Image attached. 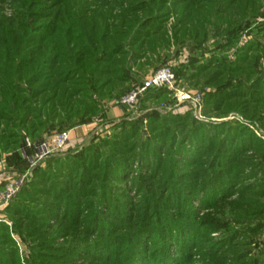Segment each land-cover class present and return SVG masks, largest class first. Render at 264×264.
<instances>
[{
  "label": "rangeland",
  "instance_id": "obj_1",
  "mask_svg": "<svg viewBox=\"0 0 264 264\" xmlns=\"http://www.w3.org/2000/svg\"><path fill=\"white\" fill-rule=\"evenodd\" d=\"M188 1L213 7L224 20L217 28L203 26L200 42L181 44L176 38L184 25L175 10ZM230 1L237 0H0V79L10 71L7 62L17 63L3 50L13 54L25 46L19 59L32 60L35 35L44 36L46 25H70L78 33L82 23H97L100 38L131 19L141 32L158 31L168 40L160 50L166 63L135 68L114 98L115 76H91L103 62L58 71L81 97L80 106L68 104L72 116L83 115L91 102L99 111L85 123L73 120L43 133L48 139L68 132L62 150L28 171L25 161L8 170L2 191L20 184L1 207L0 264H264V0H246L256 16L224 33L239 12L232 5L227 11ZM163 66L177 72L180 89L201 95L198 109L171 93L119 104ZM24 73L16 84L21 97L49 96V71ZM7 108V139L1 141L13 157L19 132L35 141ZM29 114L26 125L38 121ZM6 154L0 151L1 158Z\"/></svg>",
  "mask_w": 264,
  "mask_h": 264
},
{
  "label": "trees",
  "instance_id": "obj_2",
  "mask_svg": "<svg viewBox=\"0 0 264 264\" xmlns=\"http://www.w3.org/2000/svg\"><path fill=\"white\" fill-rule=\"evenodd\" d=\"M251 1V3L254 4V0ZM249 4L250 3L247 4L246 0H237L235 4L230 1L227 11L232 10L230 8L232 5L234 7V10L232 11L236 13L238 10L240 13H237V17L232 22L233 24H231L229 19V25L224 31L221 32L228 33L231 31V29H235L237 25L242 23L245 24L247 20H250L253 16H256L255 11L249 8ZM188 5L189 6L175 10L177 11L175 12L176 17H179L177 22L184 25L181 38L177 39L175 34L176 40L181 42V44L193 41L194 43L200 42L197 37L200 33L202 36H205L206 32V28H203V26L206 27V25H215L217 28L219 21L223 22L224 20L221 14H215L213 7L209 8L208 5L204 7H198V5H194V3L191 1ZM210 21L212 22L210 23ZM186 24L189 26L188 28L185 27ZM139 25L140 24L132 25L131 19L127 24H123L121 22L119 24V28L115 26V31L101 34L100 38L94 36L98 30L97 23H92L89 26H86L84 23H82L81 31L78 32L79 34L73 32L74 27L72 28L70 25H67L66 29H61L60 26L56 28L51 25H46L43 27V32L45 33L44 36L38 34L35 35V38L37 39V49L34 51L33 55L36 54L37 56L35 55L32 60L23 58H20L21 60L19 59V55L24 52L25 46H23L21 49L19 46V50L16 47L13 54H11L10 50L8 49L5 52V48L3 52L6 59L15 58L17 63H12V65H9V62H7V67L10 71L4 72V76H1L2 78L0 79V128L3 126L2 123H4L5 127H8L7 121L9 120L5 119L2 114V112L4 113L8 111V105L11 106L9 113L13 114L16 111L17 116L21 117L20 119L19 117H16V119H14L15 122L20 121V125H24L22 127H26V135H28V137L33 141L42 139L45 136L43 133L52 132L56 129H62L66 125L70 126L68 123L73 120L76 122H81V124L85 123L86 117H88L89 114L98 113V106L95 102H91V104H89L90 106L85 108L83 115L78 112L75 116H72V112L67 109L69 103H77L76 99L81 98L76 95L77 93L71 92L68 86H65L67 80L64 79L58 72L62 68L64 69L68 64H80L81 68H84L87 63L93 64L95 59L97 62H103L105 66L103 68L98 67L95 70L92 69L91 76H115L113 81H117L118 86L115 89L114 94L110 95L111 98H114L118 94H121L122 89L127 88L128 85L125 83L127 82L128 78L125 76H133V72H131L132 67L138 66V68H141V66L147 64L153 66V68L156 69L162 64L166 63V57L162 58L160 55V50L162 51L168 47V40L165 38V35L163 36V33H159L158 31L151 33L141 32ZM82 26L86 27V29H84L85 31H82ZM216 28L214 27L212 31L221 33ZM82 33H84L83 36L80 35ZM140 36L141 38H139ZM90 38H94L96 42L93 40L90 44H88V46L84 43V40L86 41ZM127 38H131V40L126 42ZM185 38L188 40L187 42ZM19 39L23 40L22 37H19ZM212 43L213 45L216 44L215 42ZM215 46L219 47L218 44ZM7 53H10L11 55L8 54L7 56ZM101 53H107L106 55L108 56L106 58L100 57L99 55ZM251 58L255 59L256 56ZM183 68L185 69L186 67H181L180 71ZM34 69L42 72L49 71L47 87L51 89V92L49 96L40 101L39 96L41 94L32 92L24 97H21L20 95L22 93L19 94V91L16 89L20 72L21 74H25V70L32 71ZM229 70H231L228 71L230 72V75L235 73V75H238L237 70L235 71L233 68H230ZM202 71H204V69ZM175 73L177 72L175 71ZM199 74L200 73H197L195 76H199ZM105 81L107 82V85H110L112 82L111 78ZM101 85L99 89H101ZM48 90L49 89H47L45 93ZM169 93L170 92L163 87L150 88L144 92L143 96H145V98H151L154 95L157 96ZM35 104L39 106L37 108H33ZM76 105L80 106L78 103ZM30 111H32V113L35 115V119L38 121H36L34 124L26 125L29 121ZM10 121H13V119ZM19 130L21 129L19 128ZM2 138L7 139L4 126L2 127V130L0 129V151L7 152L9 148H7L6 143L1 141ZM11 145H16L15 150L17 152L15 155L17 159H14L15 156L13 155L12 160H14V162L17 164L24 163V159L20 153V149L24 145V138L20 132L18 133V137L15 138ZM0 190L2 191V189Z\"/></svg>",
  "mask_w": 264,
  "mask_h": 264
},
{
  "label": "built area",
  "instance_id": "obj_3",
  "mask_svg": "<svg viewBox=\"0 0 264 264\" xmlns=\"http://www.w3.org/2000/svg\"><path fill=\"white\" fill-rule=\"evenodd\" d=\"M161 87L166 88L179 103L190 104L195 110L200 106L201 95L198 92L180 89L170 66H163L156 70L147 77L141 85L132 88L127 94L122 96L119 100V104L131 106L146 90ZM68 140V132H61L48 139L42 138L35 142L25 139L24 145L21 148V155L26 163V171L52 153L62 150ZM19 184L20 180H18L15 185L9 184L5 186L4 191H0V208L6 205L8 200H10L11 196L18 189Z\"/></svg>",
  "mask_w": 264,
  "mask_h": 264
},
{
  "label": "crops",
  "instance_id": "obj_4",
  "mask_svg": "<svg viewBox=\"0 0 264 264\" xmlns=\"http://www.w3.org/2000/svg\"><path fill=\"white\" fill-rule=\"evenodd\" d=\"M151 66V65H150ZM153 67V66H152ZM135 68H137L138 70V67H132L131 69V72H134L135 71ZM133 76H135V74H133ZM129 80V79H128ZM130 83L129 81L126 82L125 84H128ZM5 154L8 153V152H4ZM5 156V155H4ZM0 160H1V166H0V189H2V185H1V182L5 181V177H8V176H5V175H8L7 172L10 171V173L14 170H16L17 167H19V165L21 166L22 163H16L14 162V160H12V156L11 154H6V157L5 158H1L0 157ZM23 165V164H22ZM9 170V171H8ZM25 172V171H24ZM1 191V190H0ZM4 207V206H3ZM2 208H0V211H1ZM1 213V212H0Z\"/></svg>",
  "mask_w": 264,
  "mask_h": 264
}]
</instances>
